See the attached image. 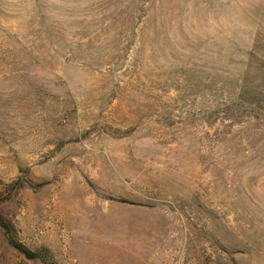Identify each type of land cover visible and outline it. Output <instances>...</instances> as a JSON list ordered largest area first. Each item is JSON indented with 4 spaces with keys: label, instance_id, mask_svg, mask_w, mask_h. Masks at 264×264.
Returning a JSON list of instances; mask_svg holds the SVG:
<instances>
[{
    "label": "rangeland",
    "instance_id": "obj_1",
    "mask_svg": "<svg viewBox=\"0 0 264 264\" xmlns=\"http://www.w3.org/2000/svg\"><path fill=\"white\" fill-rule=\"evenodd\" d=\"M242 87L264 0H0V264H264Z\"/></svg>",
    "mask_w": 264,
    "mask_h": 264
},
{
    "label": "trees",
    "instance_id": "obj_2",
    "mask_svg": "<svg viewBox=\"0 0 264 264\" xmlns=\"http://www.w3.org/2000/svg\"><path fill=\"white\" fill-rule=\"evenodd\" d=\"M240 93V95H246L248 94L249 99L246 100V111H258L261 109H264V96L263 99H261L260 97H256L253 95V90H249L246 93V88H240L238 90V94ZM262 95V94H261ZM236 112H239L242 107L236 105ZM238 107V108H237ZM0 226L6 231V233L10 236L9 237V241L11 243V245L17 249L19 252L23 253L24 255H26V257H28V259L30 260H37L41 257V252H31L29 251L27 248H25L22 244H20L14 237L11 236V233L13 232V226L6 222L5 220L1 219L0 220Z\"/></svg>",
    "mask_w": 264,
    "mask_h": 264
}]
</instances>
